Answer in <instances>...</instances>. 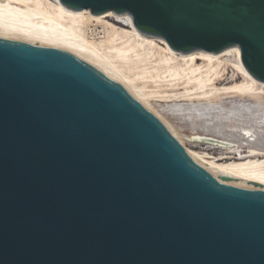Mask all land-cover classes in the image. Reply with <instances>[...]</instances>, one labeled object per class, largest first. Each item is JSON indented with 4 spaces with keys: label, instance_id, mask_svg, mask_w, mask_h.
<instances>
[{
    "label": "water",
    "instance_id": "1",
    "mask_svg": "<svg viewBox=\"0 0 264 264\" xmlns=\"http://www.w3.org/2000/svg\"><path fill=\"white\" fill-rule=\"evenodd\" d=\"M57 1L236 52L264 84V0ZM0 264H264V188L207 168L109 74L0 31Z\"/></svg>",
    "mask_w": 264,
    "mask_h": 264
},
{
    "label": "bare ground",
    "instance_id": "2",
    "mask_svg": "<svg viewBox=\"0 0 264 264\" xmlns=\"http://www.w3.org/2000/svg\"><path fill=\"white\" fill-rule=\"evenodd\" d=\"M103 19H115L121 27ZM0 31L73 53L131 89L142 103L165 102L163 110L184 123L190 122L193 134L199 131L228 145L224 154L229 157L200 153L197 159L207 168L233 176L245 185L251 181L264 188V148H259L264 141V122L258 121L264 119V84L246 72L236 52H172L163 40L140 34L129 16L70 11L57 0H0ZM228 81L232 84L217 86ZM235 97L239 99L229 102L232 108L228 111L222 102H214ZM222 108L226 113H221ZM224 119L229 121H225L226 126ZM238 144H246L247 151Z\"/></svg>",
    "mask_w": 264,
    "mask_h": 264
},
{
    "label": "rangeland",
    "instance_id": "3",
    "mask_svg": "<svg viewBox=\"0 0 264 264\" xmlns=\"http://www.w3.org/2000/svg\"><path fill=\"white\" fill-rule=\"evenodd\" d=\"M103 22H107L109 24H112V25H116L118 27H121L119 24L117 25V23L115 22V19H103ZM93 25H95V23ZM97 27L96 28L98 30L100 27L99 26H97ZM95 33L96 32H94V34ZM159 45L162 46L161 44H159ZM201 62L202 61H198V64H201ZM229 71H230V74H231V69H229ZM236 80H237L236 82H239L240 81L239 78H237ZM225 83H227L226 85L232 84L231 81L230 82L229 81L228 82H218L217 83V86H219V87L220 86H223ZM238 99L239 98H237V97H235V98H222V99L220 98V99H214V102H215V100H217L218 102H222V104L226 107L225 109L228 111L229 108H232V107H230L229 102L232 101V100H238ZM263 101H264V98H263ZM158 103H159V101L156 102V101H153V100H149L148 105H147V102H144V101H143L142 104L147 109H149L150 111H152L154 114L158 111L155 115L157 116L158 113H159L160 114V117H158V118H160V119L163 118L162 120H164V119L166 120V121H163V122H164L165 125L167 124L166 127L168 128V130L170 131V133H171V131H173L174 134L171 133L173 135V137L176 138V140L179 143H181V145L184 147V149H186V151L189 152L192 156L194 155V156H196V158H198V156L201 155L202 153H207L209 156L212 155L211 157H214V158H220V157H224V156L225 157H229V155L227 156L226 154H224L227 151L226 150V146L228 147V145H223V144L221 145V144L218 143L219 144L218 146H220V147L219 148L218 147L216 148L217 143H214V142L210 141V140H219V141H222V140L217 139V138H214V137H211V136H206L202 132H199V131L193 134V131H192L191 127H190V122L185 121V123H184L183 120L176 119L171 114H169L167 111L163 110V105L166 104L165 102H160L159 105H157ZM227 103H228V105H227ZM169 104H171V103H169ZM231 106H233V105H231ZM217 107H220V106L218 105ZM234 107L237 108L239 106L234 105ZM241 108L242 107L240 106L239 109H241ZM242 110H243V108H242ZM224 112L226 113V111H224L223 108H222L221 113L224 114ZM235 113L238 114L239 111H235L234 114ZM161 116H163V117H161ZM228 116L230 117L231 115L228 114ZM233 116H231V117L233 118ZM224 118H226V117H224ZM225 121L227 122L228 120H226V119L222 120L224 126H226V124L229 123V121L227 123ZM258 121L259 122H264V119L258 120ZM260 129H262V128L260 127ZM263 130H264V127H263ZM223 142H225V141H223ZM225 143H228V142H225ZM262 144L264 146V141H262ZM239 146L242 147V151L243 150L244 151H247V148H246L247 145L246 144L239 145ZM263 146L262 147L261 146L260 147L258 146V147L259 148H264ZM223 147H225V148H223ZM262 159L263 158H261V160ZM218 163H222V161H220Z\"/></svg>",
    "mask_w": 264,
    "mask_h": 264
}]
</instances>
